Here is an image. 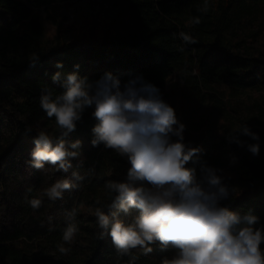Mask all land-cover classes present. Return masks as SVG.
<instances>
[{
  "label": "trees",
  "instance_id": "1",
  "mask_svg": "<svg viewBox=\"0 0 264 264\" xmlns=\"http://www.w3.org/2000/svg\"><path fill=\"white\" fill-rule=\"evenodd\" d=\"M70 1L0 0V264H129L131 256L135 264H161L176 255L156 241L146 255L137 247L121 256L109 235L100 238L96 208L125 223L139 210L125 214L111 207L116 193L106 184L125 182L130 164L103 144H91L93 109L65 138L81 141L67 172L49 163L32 167L38 133L60 135L39 100L46 87L54 97L64 91L52 80L57 72L76 71L89 81L105 73L122 82L142 76L155 85L185 125L184 143L201 149L186 167L196 169L197 181L202 164L221 170L217 174L229 189L221 206L255 215L253 227H264V0H112L124 7L131 24L121 34L107 30L98 40L68 25ZM195 18L199 24L192 23ZM180 32L196 43L185 44ZM57 62L63 67H55ZM242 126L259 139L237 132L244 145L230 142L229 134ZM256 143L260 151L254 156L247 145ZM63 179L76 187L55 201L43 195ZM33 198L42 200L35 210L28 203ZM70 223L78 232L66 244L62 236ZM61 244L70 248L67 254L59 251Z\"/></svg>",
  "mask_w": 264,
  "mask_h": 264
},
{
  "label": "clouds",
  "instance_id": "2",
  "mask_svg": "<svg viewBox=\"0 0 264 264\" xmlns=\"http://www.w3.org/2000/svg\"><path fill=\"white\" fill-rule=\"evenodd\" d=\"M192 23L199 24V18ZM179 36L185 44L196 43L184 32ZM55 67L63 65L57 62ZM52 80L61 84L64 91L54 97L50 88H44L40 107L47 117H55L60 135L53 138L40 131L34 138L30 163L35 169H43L49 163L58 171L67 172L70 158L79 155L76 150L81 141L65 138L76 130L85 111L93 109L91 115L96 123L91 129V144H103L130 164L125 182L106 184L108 190L116 193L111 207L125 214L131 209L139 210L132 223H125L110 218L99 207L95 209L98 227L104 230L100 238L109 235L119 255H130V250L137 247L146 255L153 251L150 245L159 241L161 250L169 246L176 250L173 258H164L161 264H264V250L260 247L264 227H253L258 217L250 213L242 216L221 206V200L229 196L223 177L217 174L221 170L202 164V179L197 181L196 169L186 167L195 163L193 158L201 149L184 143L185 125L155 85L142 76L122 82L112 73L89 81L76 71L57 72ZM237 132L259 139L242 126L228 136L230 142L240 146L244 141L235 135ZM247 148L254 156L259 155L258 143ZM73 176L83 179L75 172ZM74 187L68 179L58 180L43 195L55 201ZM28 203L35 210L42 200L33 198ZM75 215L73 209L70 216ZM77 232V225L70 223L63 232V242L71 244ZM58 249L62 254L70 251L63 244ZM136 259L131 256L129 264H135Z\"/></svg>",
  "mask_w": 264,
  "mask_h": 264
},
{
  "label": "rangeland",
  "instance_id": "3",
  "mask_svg": "<svg viewBox=\"0 0 264 264\" xmlns=\"http://www.w3.org/2000/svg\"><path fill=\"white\" fill-rule=\"evenodd\" d=\"M99 0H71L69 2V23L74 26L77 32L88 38L91 32L96 34V38L101 39L102 33L110 30L112 33L121 34L125 27L130 26L131 22L128 16L122 13L123 6H115L112 0H106L113 4V7L108 10L97 11L94 4ZM42 17H45V10L38 11ZM67 15V16H68ZM47 29L49 35L54 36V28L48 24Z\"/></svg>",
  "mask_w": 264,
  "mask_h": 264
},
{
  "label": "built area",
  "instance_id": "4",
  "mask_svg": "<svg viewBox=\"0 0 264 264\" xmlns=\"http://www.w3.org/2000/svg\"><path fill=\"white\" fill-rule=\"evenodd\" d=\"M113 7V4L109 1H106V0H99L98 2H96L94 4V8L97 10V11H101V10H108V9H111Z\"/></svg>",
  "mask_w": 264,
  "mask_h": 264
}]
</instances>
